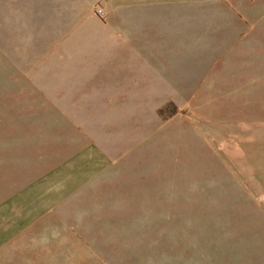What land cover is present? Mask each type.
I'll return each instance as SVG.
<instances>
[{
	"label": "rangeland",
	"instance_id": "1",
	"mask_svg": "<svg viewBox=\"0 0 264 264\" xmlns=\"http://www.w3.org/2000/svg\"><path fill=\"white\" fill-rule=\"evenodd\" d=\"M149 36L166 82L124 93L119 117L152 135H87L105 157L23 172L26 129L63 117L17 107L31 82L62 94L105 63L138 80ZM26 182L38 256L2 264H264V0H0L1 230L28 216L1 187Z\"/></svg>",
	"mask_w": 264,
	"mask_h": 264
},
{
	"label": "crops",
	"instance_id": "2",
	"mask_svg": "<svg viewBox=\"0 0 264 264\" xmlns=\"http://www.w3.org/2000/svg\"><path fill=\"white\" fill-rule=\"evenodd\" d=\"M146 43L148 45L144 46L145 68L138 80L134 74L125 73L118 67H114V64L105 63L102 67L92 71V74H88L89 71L85 69L83 74L81 72L84 77L83 82L78 87H69V91H64L62 94L60 93L63 90L54 91L37 82H31V86L29 84L30 88L24 90L25 103L18 101L17 107L22 104L24 106L22 108H28L29 103L32 102L31 107L41 108V110L50 109L54 114L60 113L63 117L49 116L46 118L43 113L37 121L39 128L33 131L26 129L29 136L22 140L34 142L35 147L31 151L22 150L20 154V150H17V153L13 155L25 160L34 158L31 162L28 161L20 166L24 168L23 172L55 173V158L60 156L64 159L67 157L82 159L79 167H86L83 160L92 161L94 158L105 157L104 151H108L103 148V142L96 140L97 143H91L87 135H152L150 126L143 125L136 129L135 119L131 120L132 125L130 126V119L119 117V107L128 105L129 96L124 93L147 90L151 95L153 83L161 86L166 82V66L162 67L161 63L159 66L157 62L153 63V60L162 58L157 56L158 53L153 52L151 36ZM14 98L19 100L17 96ZM30 119L29 115L26 116L24 123L29 124ZM61 140L64 144L63 152L56 143ZM100 150L103 152L101 153ZM92 166L87 167L86 170L80 169L76 173L105 174L109 171L105 169L104 163H96L95 167ZM49 184L42 188L49 189ZM40 188L39 183L31 182L9 183L1 187L3 190L26 191L10 193L12 194L10 196L14 197L13 200L23 204L19 210L22 213L27 212L28 216L24 218L22 214L18 218H5L4 222H7V226L0 229V264L4 258L9 259L13 255L20 257V263L25 262L26 255L33 256L36 253L38 256V215L34 214L33 207L26 206L29 208L25 210L24 199L33 202V194ZM5 206L1 207V213L5 214L8 211ZM24 223L28 225L26 229ZM31 259L33 260L32 257Z\"/></svg>",
	"mask_w": 264,
	"mask_h": 264
},
{
	"label": "built area",
	"instance_id": "3",
	"mask_svg": "<svg viewBox=\"0 0 264 264\" xmlns=\"http://www.w3.org/2000/svg\"><path fill=\"white\" fill-rule=\"evenodd\" d=\"M97 12H98L99 14H102V9H101V8H98V9H97Z\"/></svg>",
	"mask_w": 264,
	"mask_h": 264
}]
</instances>
